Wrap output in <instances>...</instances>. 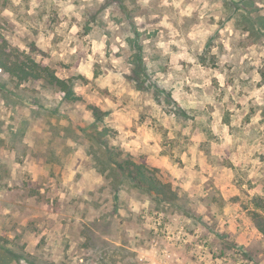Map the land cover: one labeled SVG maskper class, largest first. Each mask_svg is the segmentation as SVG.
<instances>
[{
  "label": "clouds",
  "instance_id": "9594fccd",
  "mask_svg": "<svg viewBox=\"0 0 264 264\" xmlns=\"http://www.w3.org/2000/svg\"><path fill=\"white\" fill-rule=\"evenodd\" d=\"M257 17L264 18V0H7L6 7L0 0V53L29 69L9 80L0 68V80L32 101L6 115L17 114V126L26 119L33 132L48 125L68 149L55 179L13 163L0 180V264H100L95 249L82 247L79 216L92 221L103 212L112 217L104 264H245L229 245L259 238L252 214L264 216L253 204V195L264 196V51L257 56L252 44L264 26L252 23ZM205 55L209 63L201 65ZM181 109L196 114L186 127ZM204 128L213 137H204L212 171L223 159L236 165L224 193L205 182L207 168L186 160L203 150L185 137L203 136ZM0 139V157L13 159L7 133ZM81 165L115 173L119 200L92 208ZM45 179L50 190L42 197L21 187ZM181 206L192 215L170 234L149 219Z\"/></svg>",
  "mask_w": 264,
  "mask_h": 264
},
{
  "label": "rangeland",
  "instance_id": "374dc122",
  "mask_svg": "<svg viewBox=\"0 0 264 264\" xmlns=\"http://www.w3.org/2000/svg\"><path fill=\"white\" fill-rule=\"evenodd\" d=\"M6 6L7 0H5V7ZM225 7H228L227 3H225ZM91 22L95 23V20L93 19ZM252 23H259L264 26V18L257 17ZM238 27H243V25L238 23ZM244 30H247V27H245ZM252 44L257 46L255 51L257 56H259V53L264 51V33L253 32ZM205 47L206 49H210L212 47V41L209 40ZM199 59L201 65L209 63V58L206 55L201 56ZM210 62L213 67L216 66L215 57H212ZM181 63L184 62L181 61ZM259 75L262 78V83H264V70H262ZM56 76L61 79L58 73ZM8 79L12 80L17 78L8 75ZM212 83L213 85H217L216 80H213ZM257 87H259V85H257ZM0 97L5 101L4 105L0 107V136L7 133L9 137L8 143L16 152L13 159L0 157V180L3 179L4 175H10V169L13 163L22 168L30 169L32 174H42L43 177L55 179L56 170L62 166L64 156L68 152V149L64 148L61 144L59 133L52 132L51 128L46 124L43 125L42 129L41 124L39 123L36 124L35 132H33V126L23 118L19 120L17 126V114L6 115L5 110L11 108L23 110L32 101L28 100L27 97L18 96L15 90L10 89L2 80H0ZM9 97L14 98L15 103H11ZM251 114H254V111H252ZM177 115L178 120L182 122L185 127L187 126V122L195 121L196 119V114L191 109H181ZM250 118L251 115L250 117H245V120L250 121ZM9 121H12V123H9ZM228 122V115L221 118L222 124H227ZM45 129L47 131H44ZM192 131H196L195 126ZM202 131L203 136L192 135L190 138L185 137L190 144H198L199 148L203 150L202 152L193 151L190 156L186 155V160H191L197 168L200 166L207 168L211 173V179L205 176V182L214 187L217 191L224 193L229 186L230 173H232L236 165L229 159H223L222 162L215 163L217 170L212 171L214 162L207 159L211 149L204 137H207V139H212L213 137L209 129L204 128ZM48 133H51V135ZM33 137H38V139L33 141ZM26 140L36 143V149L29 150L27 145L24 144V141ZM4 147L5 142L0 139V148ZM257 155H259V153H257ZM233 159H235V156H233ZM260 160L264 163V156H260ZM77 163L79 164L80 162L77 161ZM181 163L184 162L181 161ZM221 168L223 169L222 171L220 170ZM81 169L84 172V175L81 177V186H83V184H88L90 186L89 195L96 197L92 200V208L97 212H100L110 201L116 202L119 200V195L117 194L119 177L115 173L106 174V170L97 165H93V168L87 170L84 165H81ZM73 172H75V169H73ZM77 176H80V173H75V176H73L72 179L75 180ZM47 182L48 180L45 179L42 184L30 185V182L25 180L22 182L21 187L27 189L30 196L42 197L45 191L50 190L46 188ZM232 186L235 195L234 181L232 182ZM257 197L264 199V196H260L259 194L253 195L254 208L255 199ZM49 203L56 205L57 208L59 207V201H49ZM115 210L116 209L113 208V211ZM160 211V209H157V212ZM191 215L192 209L190 207L181 206L173 211L171 217L161 214L157 216H149V219L154 220L155 223L159 225L160 229H167L170 234L173 230L182 225L185 216ZM79 219L81 220V235H86L87 237L82 247L95 249L101 257L100 264H104V258L108 256V246L111 243L110 240L104 238L107 237L110 232L112 224L111 214L109 212H103L98 215L95 220L89 221L88 215L85 213L84 215L79 216ZM73 223H75V221H73ZM252 224V231L254 233H259V238H257L256 235H251L250 237L246 236L244 237V240L246 241L245 243H241L238 239L232 240L229 247L230 250H234L237 255L242 257L245 264H264V235L256 228L253 219ZM93 229H95V231H93ZM156 231V227H153V234H155ZM97 233H99V235H97ZM188 235H192V233H188ZM225 238V235L220 237L221 240H224ZM120 246L122 245L118 243L117 247Z\"/></svg>",
  "mask_w": 264,
  "mask_h": 264
},
{
  "label": "trees",
  "instance_id": "16d2710c",
  "mask_svg": "<svg viewBox=\"0 0 264 264\" xmlns=\"http://www.w3.org/2000/svg\"><path fill=\"white\" fill-rule=\"evenodd\" d=\"M0 68H3L5 72L9 75L13 76L14 78L20 79L21 76L27 77L29 74V69L27 64H12L8 62V57L6 53H0ZM58 78V77H57ZM60 79V78H58ZM71 98V97H70ZM126 169L131 168V165L126 164L124 166ZM131 175V173H130ZM137 179L141 180L145 183H150V178L145 177L142 173H136ZM255 208L256 209H264V199L263 198H256L255 199ZM252 219L256 228L264 235V216L260 215V212H254L252 214Z\"/></svg>",
  "mask_w": 264,
  "mask_h": 264
}]
</instances>
